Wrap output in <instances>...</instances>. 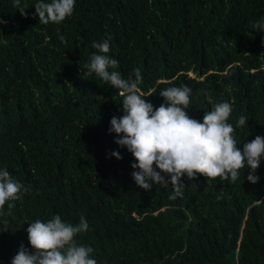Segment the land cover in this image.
Listing matches in <instances>:
<instances>
[{
  "label": "trees",
  "instance_id": "16d2710c",
  "mask_svg": "<svg viewBox=\"0 0 264 264\" xmlns=\"http://www.w3.org/2000/svg\"><path fill=\"white\" fill-rule=\"evenodd\" d=\"M38 2L20 0L22 15L0 0V170L30 186L0 216V264L21 244L32 251L28 224L54 215L86 218L89 231L74 239L97 264H264V157L255 184L245 167L235 182L184 176L175 200L171 185L145 191L131 176L134 157L109 131L123 97L85 74L92 43L110 35L115 70L124 79L140 70V94L154 110L172 86L192 90L186 111L200 122L228 102L242 150L264 137V31L253 27L264 0H75L70 17L47 25Z\"/></svg>",
  "mask_w": 264,
  "mask_h": 264
},
{
  "label": "clouds",
  "instance_id": "9594fccd",
  "mask_svg": "<svg viewBox=\"0 0 264 264\" xmlns=\"http://www.w3.org/2000/svg\"><path fill=\"white\" fill-rule=\"evenodd\" d=\"M13 7L25 14L20 0H13ZM34 7L40 23L60 24L73 14L75 0H39ZM253 27L264 31V17L258 19ZM59 39L65 42L63 35ZM110 40L109 35L107 39L92 43L96 52L86 65L85 74L94 73L119 90V96L123 97L124 114L111 119L109 131L116 133L118 138L115 143L126 148L134 157L136 163L131 165L134 170L131 176L139 188L151 191L154 184L163 188L171 185L173 193L169 199L175 200L183 197L186 187L182 183L184 176L190 181L199 175L207 181L220 178L235 182L240 170L245 167L252 170L248 181L252 184L258 182L259 177L254 173L264 157V137L256 136L241 150L234 139V128L228 123L232 112L230 103L215 104L211 111L204 112L203 122H200L190 118L186 111L192 90L187 86H172L161 90L160 96L165 103L154 110L153 105L140 94V70H133L135 79L131 76L124 79L115 70L119 62L108 55ZM96 99L102 101L103 97ZM208 99L211 102V97ZM246 123L247 118L240 116L238 126L243 127ZM111 155L117 160L122 158L119 152ZM192 186L195 187L194 184ZM29 191L30 186L25 188L9 171L0 170V216L5 215L3 209L6 203L7 214L11 215L15 206L12 202L20 200L22 194ZM4 223L7 224V220ZM28 225L32 251L21 244L11 264H97L94 258H90L93 249L78 244L74 239L78 234L89 231V224L83 215L78 224L64 222L59 215H54L46 222L36 220Z\"/></svg>",
  "mask_w": 264,
  "mask_h": 264
}]
</instances>
